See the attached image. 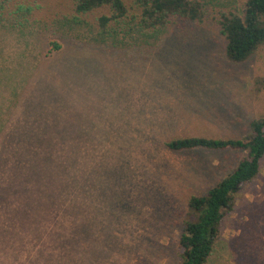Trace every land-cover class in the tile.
I'll return each mask as SVG.
<instances>
[{
    "label": "rangeland",
    "instance_id": "rangeland-1",
    "mask_svg": "<svg viewBox=\"0 0 264 264\" xmlns=\"http://www.w3.org/2000/svg\"><path fill=\"white\" fill-rule=\"evenodd\" d=\"M200 1L202 23L145 34L122 22L107 37L95 26L104 12L75 20L69 0H12L0 11V140L60 141L46 151L64 162L73 153L77 179L73 244L62 242L71 221L22 228L53 211L62 171L16 201L0 231V264L180 263L188 200L206 195L244 153L177 152L166 143L242 138L264 117V45L243 63L229 61L213 19L247 0ZM18 4L32 12H15ZM206 264H264V156Z\"/></svg>",
    "mask_w": 264,
    "mask_h": 264
},
{
    "label": "trees",
    "instance_id": "trees-1",
    "mask_svg": "<svg viewBox=\"0 0 264 264\" xmlns=\"http://www.w3.org/2000/svg\"><path fill=\"white\" fill-rule=\"evenodd\" d=\"M11 1L0 0V11ZM69 1L75 11V20L95 11L104 12L96 18L95 25L98 35L103 37L116 34L113 29L120 27L122 22H129L140 32L152 34L166 29L176 21L202 23L208 17L200 0ZM14 11L30 14L32 8L18 4ZM213 19L224 38L229 61L243 63L264 45V0H247L241 10L236 7L218 10ZM67 142L65 145L69 147ZM0 143V215H4L0 218V231L7 232L10 228L17 200L31 197L39 183L46 182L48 177L50 182L58 181L64 171L60 189L51 199L53 211L37 216L36 220H31L22 228H37L41 222L49 220L52 231L58 223L65 225L67 221H71L68 228L70 233L67 235L69 238L64 237L62 242L66 245L73 244L71 234L75 230L73 220L77 213L74 196L77 179L73 172L76 158L73 153L68 158L70 161L64 162L63 155L60 154L54 160L50 156V153H54L53 148L47 151L48 146L54 147L61 143L57 140L43 144L28 139L3 137ZM166 147L177 152L205 149L244 153L234 170L209 189L206 195L192 196L188 200L190 217L185 220L178 240L179 264H206L220 238L222 220L234 206L236 194L259 174L260 160L264 156V117L252 121L250 132L242 138H176L168 141ZM69 148L72 149L71 145ZM46 167L55 169V174L44 171ZM33 189L35 190L31 191ZM49 234L55 235L53 232Z\"/></svg>",
    "mask_w": 264,
    "mask_h": 264
}]
</instances>
